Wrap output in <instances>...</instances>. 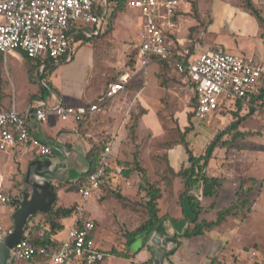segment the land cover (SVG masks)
<instances>
[{
    "label": "rangeland",
    "instance_id": "1",
    "mask_svg": "<svg viewBox=\"0 0 264 264\" xmlns=\"http://www.w3.org/2000/svg\"><path fill=\"white\" fill-rule=\"evenodd\" d=\"M97 10L98 12L102 10L101 12L105 17L111 8L109 4L99 1ZM129 12L134 19H137L135 11L128 10ZM119 14L116 19L118 25L117 33L113 35L112 33H105L106 26L101 35L92 33L89 36L87 33H80L73 40V49L68 54L67 61L54 62L48 60L44 64L47 68L46 73L42 71L40 64L33 62L32 59L18 56L17 58L10 55L7 58L3 57L0 59L1 107L16 101L17 110H22L26 102L35 97L32 93L42 89L43 82L52 84L49 80L51 74L58 75V79H62L72 89L73 83H83L84 81H89L91 84L95 83L98 76L102 73L101 59L104 55L110 59L109 71L128 68L132 63V59L138 63V55L132 46L133 41L137 40V37H135L136 33H133L136 28L130 27L126 23V12L123 14L120 11ZM261 15L264 16V13H261ZM93 26V24H90L89 30L93 29ZM175 32L186 39L183 47L190 49L194 44L196 52L209 47L212 48L218 44H224L226 48L232 46L235 50L234 52L226 49L228 52L253 58L255 48L263 47L264 49V43H262V39L264 40V21L252 14L244 6H241L240 0H213L209 6L205 5L204 0L200 6L197 4L192 5L189 0H180L178 27ZM121 43H123L121 50H116L115 46ZM159 66L158 61H152L147 68L152 91L151 96H155L154 98H156L158 93L162 95L166 91L156 85V72ZM116 73L109 76L106 83L116 81L118 79ZM39 94H41V91ZM176 97V100L171 95L165 97V102L163 101V104L157 110L161 121L167 126L166 138L162 140L153 139L152 132L145 129L141 135H138L140 143L128 149L129 151L127 152L130 156L134 153L141 159V165L146 168L151 181H157L159 179L157 169L159 168L160 170L165 167L163 162L160 163L156 159V156L164 154L166 146L173 144L179 139L176 127L177 120L174 117L175 112L191 111L189 94L186 96L182 95L181 98H179L180 96ZM64 102L68 103L66 99ZM48 104L50 107L55 105L54 101L50 99H48ZM253 109V113H249V107H245L240 112V115H246L240 128L241 130H259L262 134L256 133V136H253V133L245 130L240 135L234 136L233 131L226 130L223 138V141H225L224 145L222 146V143L219 144L220 147L216 148L213 157L206 166L207 175L220 178L222 187L217 196L204 194L199 196L198 199L203 209L199 219L215 220L217 212L232 204L236 190L241 184L245 183L243 190L248 188L255 189L252 193L254 210L251 211L252 213L248 216V220L242 221L240 218H235L233 223L221 222L210 228L206 236L182 237V246L177 252L170 254L175 264H211L213 258L218 255L228 264L235 261L240 246L244 244L250 245L256 238L264 245V114L260 107ZM229 110L223 109L212 112L203 119L195 118L196 133H200V137L203 140L212 138L211 136L217 127H227L225 125L237 118ZM54 118L59 126L70 125L75 122L73 118L62 120L58 115H55ZM33 119L35 118L31 117L30 122L35 131L36 127ZM129 126L130 124L127 127L128 130ZM219 131L221 129L215 132ZM39 137L41 141L48 139V137L43 135H39ZM33 147L32 145L31 151L34 150ZM77 148L76 152H80L79 159L77 160L74 154L71 160L72 167L63 180L64 182H76L87 170V152L83 147ZM55 158L59 159L58 164L60 167L66 164L67 160L63 153L55 151ZM4 163L5 160L0 159V172L8 173L11 168L17 169L12 178L8 175L5 177V188L13 197H16L20 194V188L25 184L23 180L25 169L24 167L20 168L22 162H20L18 157L8 158L5 165ZM122 165H124V169L127 168L124 163ZM133 173L138 178L136 184L139 186V192L144 191L140 189L141 174L137 171ZM53 183L58 184L55 180H53ZM106 185L101 187L106 193L104 197L106 199L100 200L99 189H97L87 201L86 210L91 218L97 219L99 224V233L97 232L95 237L98 248L113 254L111 246L119 249L120 244L127 239L131 232L132 226L147 218L146 199L144 200V197L139 196L140 198L132 202L122 196L118 187ZM159 186L168 191V186L164 183H160ZM182 187L180 178L177 177L174 188L179 191ZM241 189L242 186L239 190ZM58 195L60 203L65 206L72 205L80 198L76 190H60ZM14 211L0 206V223L4 227L12 225ZM241 214L242 216L245 215L244 213ZM74 217L75 215L72 214L63 218V229L58 232V238H63L68 234ZM33 221L40 222L43 225L36 231L37 233H42L44 227L47 226L43 214H36ZM243 248L245 250V247ZM224 250H226V254L223 253ZM139 258L140 256L138 255L137 259ZM17 263L29 264L27 261H19ZM100 264L133 263L128 258L114 254Z\"/></svg>",
    "mask_w": 264,
    "mask_h": 264
},
{
    "label": "built area",
    "instance_id": "2",
    "mask_svg": "<svg viewBox=\"0 0 264 264\" xmlns=\"http://www.w3.org/2000/svg\"><path fill=\"white\" fill-rule=\"evenodd\" d=\"M99 1L106 3V0H0V52L4 55L23 52L43 68L48 60L58 62L67 58L76 36L80 33L92 35L87 30L90 24L96 26L97 32L103 29L105 17L97 10ZM127 6L137 9L142 17L137 40L133 44L140 65L147 67L154 60L173 62L177 72L185 75L195 94L196 107L193 110L197 118L203 119L207 114L223 109L235 110L238 101L243 102L244 107L259 108L261 99L253 101V97L264 90V62L222 48L188 57V51L180 52L177 47L180 40L173 38L178 27L180 0H127ZM128 79V75H123L119 81L109 84L97 102L71 104L53 95V107L38 99L25 111L17 110L15 106L0 111V152L18 142H29L38 153L53 155L52 147L36 136L31 117L45 122L55 114L62 120L73 118L83 121L88 115L100 111L106 100L118 95ZM112 155V144L105 143L96 168L79 188L80 202L76 205L75 221L67 236L57 246L35 245L23 238L14 247L13 261L100 264L111 256L96 244V221L88 215L86 203L113 174H121L122 169L113 166ZM11 201L12 195L0 179V206L14 211L16 206ZM12 229V225L4 227L0 223V237Z\"/></svg>",
    "mask_w": 264,
    "mask_h": 264
},
{
    "label": "crops",
    "instance_id": "3",
    "mask_svg": "<svg viewBox=\"0 0 264 264\" xmlns=\"http://www.w3.org/2000/svg\"><path fill=\"white\" fill-rule=\"evenodd\" d=\"M189 1L192 3V5L197 4L200 6L203 3V0H189ZM240 1H241V6H243V1L242 0H240ZM253 1H254L255 5L260 9L261 13H264V0H253ZM204 2H205V5L209 6L213 2V0H204ZM128 10L135 11L137 13V19H134L133 16L130 15V12L128 13ZM124 11L126 12V14H125L126 23L130 27L136 28L133 30V33H136L135 37H137V32L140 29L141 24H142L141 14L137 9H133V8L128 7V6L126 7L125 10L122 11L123 14L125 13ZM119 15L120 14L118 13L116 18L114 19L112 30H110L108 32V33H112V35L114 33H117V31H118L117 30L118 25L116 23V19L119 17ZM178 18H179V15H178ZM87 30L90 33H100L97 35H101V33L104 32V26L100 32H97L95 25L93 26V29H90V30H89V26H88ZM173 34H174L173 38L175 40L176 39L180 40V44L177 46L178 50L180 52L188 51L193 56H197L201 53H204L207 51H212V50H215L218 48H222L225 51H227L226 49H228L229 51L235 52V50L232 46L226 48L224 46V44H218L217 46H214L212 48L209 47L205 50H199L198 52H196L194 44H193V47H191L190 49H187V48L183 47L186 39L184 37L179 36V34L176 33L175 31ZM134 42H135V40L133 41V44H134ZM262 43H264L263 39H262ZM122 45H123V43L117 44L115 46L116 50L120 51L122 48ZM133 48H134V46H133ZM239 51H243V50H239ZM9 55L15 56V57L18 56V57L25 58L23 56L22 52L8 53V54L4 55V57L7 58ZM67 59L68 58L64 57L58 62H66ZM253 59H256L258 61H264V49H263V47L255 48V50L253 52ZM154 61H156V60H154ZM33 62L40 64L34 60H33ZM109 64H110V59L107 58L106 55H104L101 59L102 73L98 76L95 83L91 84V82H89V81H84L83 83H80V82L79 83H73L72 84L73 89H72V87H70V85H67V83H64L62 81V79H58V75L51 74L49 80L52 84L50 85L48 83L43 82V86H42V88L44 87L48 91V94L46 95V97H43L42 89H39L37 92H33L32 94H34L35 97L30 99L31 102L27 101L24 108L20 111L27 110L30 107V105H32V103L37 99H42L46 102H48V99L55 101L53 95H55L56 98H58V99H62L63 101L66 99V101L68 103H71V104L72 103L73 104L74 103H76V104H88L89 102H97V100L106 93L109 84L119 81L123 75H128L129 79H128V82L125 84L124 89L118 95L106 100V102L103 104L100 111H97L93 114L88 115L83 121H79V122L75 121L76 123L74 122V124L63 125V126H59L56 123V120L54 118L55 114H51L45 122H38L36 119H33L35 122V127H36V130L34 132L39 139H41L39 137V135H43V136L48 137V139H45L44 142L51 143L54 146L57 145V147L64 146L66 149H68L72 152V155H71L72 157L75 154L77 160L79 159V156H80V152H76V149H78L77 147H83L86 150V152H88V150L94 144L102 143L104 145L105 143L110 142L112 144L113 166H114V168H121L122 172H121V174H117V173L113 174L109 178L106 186L109 185L111 187H115V186L118 187V189L121 190L120 192H121L122 196L127 198L128 200H130L132 202H135V200L140 198L139 196L144 197V200H145L146 199L145 198L146 192H144V191L139 192V186H138V184H136L138 182L137 176L134 173H131L129 176H126L124 174V165L119 164L118 159H117L118 154H119V150H120V148H122V146H123V148H124V146H126L125 148L130 149L133 146H135L136 144H139L140 139H138V135L139 134L141 135L145 129L152 132L153 139L158 138V140H162V139L166 138L167 126L160 119V116H159L158 111H157L159 106L163 104L164 98L167 97L168 95H171L172 98H174V100H176V98H177L176 96H180L179 98H181L182 95L186 96L189 94L191 97L192 91H191V89L189 90L187 88V86H182L181 83H177V82H173L172 85L169 87H165V86L160 85L159 74H160L161 67L159 66V69L156 72V75H157L156 85L164 88L166 91L162 95H159V93H158L156 95V98H154L155 96L154 97L151 96L152 91L150 89V80H149L148 75H147L148 74L147 73L148 66L142 67L140 65L139 59H138V63L133 61L129 65L128 68L118 69L117 71L113 69V70H110L111 71L110 72L109 71ZM40 67H41L42 71L44 73H46V71H47L46 65L43 68L42 65L40 64ZM120 70H123V71H120ZM115 72H117L116 75H118V79L116 81H111L109 83H106L109 76H111L112 74H115ZM155 90H157V89H155ZM40 91H41V94H39ZM15 103H16V101L13 103L12 107L15 106L17 108ZM259 107L261 108V110L263 111V114H264V98L261 99V104ZM190 110H191V107H190ZM242 110H241V112H242ZM141 111H142V114L140 115L138 127L136 129V140H135V143H133L132 141L129 140V137H128L129 131H128L127 127H128L129 122L131 120V114L132 113H139ZM188 113H189V111L188 112L187 111H176L174 114V117L177 120L176 127H177L178 135H179L178 128L180 129V131H184V129L189 125ZM240 114L241 113H239V115ZM240 116H242V115H240ZM245 116L246 115H244L243 117H245ZM194 121H195V118L193 119V122ZM263 121H264V116H263ZM228 122H229V120H228ZM194 125H195V122H194ZM241 125H242V122L239 124L238 130L240 132H245V130H247V129L241 130V128H240ZM225 126H227V125H225ZM225 128L226 127L219 126V127H217V129L215 131H218L219 129H221V131H222ZM215 131L211 136L212 138L217 133ZM247 131L253 133V136H256V133L262 134V132L259 130L256 131V130L248 129ZM196 132H197V130L195 128V130L192 131L188 135L189 139L195 140L194 134ZM212 138H209L207 140H203V138H201L199 135V137L196 138L195 150L198 153L202 152L205 149V146L207 145L209 140H211ZM223 138H224V136H223ZM223 140L224 139H222V141L220 142V143H222V146L224 145ZM32 145L33 144H31L29 142H18L15 146L9 148L8 150H6L4 152H1L0 153V159L5 160V163H4V165H5L8 158L18 157L20 162H22L20 164V168L24 167V169H25V171H24V175H25V172H26L29 164L32 161H34L36 159H42V158H55V151L53 152V155H51V156L42 155V154L38 153V151L35 147H33L34 150L31 151ZM217 147H220V146L218 145ZM216 148H215V150H216ZM240 149H242V148H240ZM56 152H57V150H56ZM58 152H60V151L58 150ZM164 154H166L168 156L169 163L175 169V171H178L182 166H186L188 164V155L186 152V148L184 147V145H182L181 143H179L177 141L171 145L166 146V148L164 149ZM213 154H214V152H213ZM86 157H87V155H86ZM87 164H88V162H87ZM14 167H15V165H14ZM16 170H17L16 168L15 169L11 168L10 172H8V173L0 172V179L2 180L4 187H5V177L8 175V176H10V178H12V176L14 175ZM205 172H206V168H205ZM206 174H207V172H206ZM24 175H23V180L25 181ZM207 176H209V175H207ZM209 177H215V176H209ZM176 178L174 179V184H175ZM215 178H218V177H215ZM218 180L221 183V187H222V182H221L220 178H218ZM58 181L64 182L63 180H58ZM180 181H181V178H180ZM65 183H68V182L66 181ZM52 184H53V181H52ZM174 184H173L172 189L169 187L167 188L168 191H165L164 188L162 189V197L159 200V208H160L159 215L162 216V218L155 224V228L157 231L162 232V233H166L169 235H174V236L180 235L178 238L181 241V244L175 250V252H177L178 249L182 246V242H183L182 237H184V236H181V234L185 231V229L191 223H190L188 218H185L182 207L178 203L179 194H180L181 190L183 189V187L179 191H176V189L174 188ZM243 185H245V183L241 184L240 187ZM23 186H27L30 188V186L26 183V181H25V184H23ZM182 186H183V184H182ZM221 187L217 190V193L214 194L213 196L218 195V192L221 189ZM239 188L236 190L235 199L237 198V191L239 190ZM60 190L69 191V190H67V188L65 186L60 187L57 190V192H56V196H57L56 197L57 198L56 206L57 207L67 208V207H71V206H76L80 202V198H79V200L75 201L70 206H65V205L61 204L60 203V197L58 195V192ZM254 190L255 189H252L248 194V198L250 200V205L244 207L243 209H241L237 213H233V214L228 215L222 222L233 223V220L235 218H240L242 221L248 220V216L252 213L251 211L254 210V206H253L254 205V202H253L254 199L252 198V193L254 192ZM98 192H99L100 200H105L106 198H104V197H105L106 193H105L104 189L99 188ZM189 192L195 194L197 197L204 195L202 184H199L198 186L192 188ZM78 194H79V190H78ZM20 195H21V189H20V194L16 197H19ZM79 197H80V195H79ZM235 199L233 200V202L235 201ZM3 208L9 209V207H3ZM200 211L201 212L203 211L201 205H200ZM201 212L199 215L200 217L202 214ZM241 213H244L245 215L242 216ZM237 216H239V217H237ZM202 219H205V218H202ZM202 219H199V220H202ZM214 219H216V218H214ZM94 220L97 222V228H96V231L94 232V238H95L97 232L99 231V224H98L97 219H94ZM58 221L61 224H63V218H59ZM74 221H75V217H74L73 222L71 223L70 227H72ZM141 223L142 222H140L137 225H133L131 231L138 228L141 225ZM207 233H208V230L204 234L198 235V236H206ZM57 234L55 235V238L58 241L63 240L67 236L66 235L63 238H58ZM198 236H194V237H198ZM145 242H146V240H144L141 237V234L138 236H135V237H130V238L127 237V239L124 240V242L122 244H120V248L118 250H123L127 245L129 253H131V255H130V257H128V259L133 264H148V261L150 260V258H152V261H153V250L151 247L147 246L145 244ZM243 247H245V250ZM114 249H115V246H111L112 253H113ZM223 253L226 254L227 253L226 250H224ZM237 254L238 255H237L235 261L234 262L232 261L230 263H234V264H264V245L257 238L250 245L244 244V245L240 246ZM113 255L114 254H111L110 258ZM138 255L140 256L139 259H137ZM123 258H126V257H123ZM152 261L150 264H153ZM213 261H214V264H218L220 262L226 263V261L223 260L222 257L219 255L215 256V258H213ZM166 263L167 264H175L174 261L171 259V255H169L166 258Z\"/></svg>",
    "mask_w": 264,
    "mask_h": 264
},
{
    "label": "trees",
    "instance_id": "4",
    "mask_svg": "<svg viewBox=\"0 0 264 264\" xmlns=\"http://www.w3.org/2000/svg\"><path fill=\"white\" fill-rule=\"evenodd\" d=\"M107 1L109 3L111 10L104 18V24H105L104 27L105 26L107 27L105 31L106 33L112 30L113 22L117 14L120 11H123V9L127 7V0H107ZM242 1H243V6L247 10H249L252 14L258 16L261 20L264 21L260 9L255 5L253 0H242ZM101 11L102 10H100L99 12L100 14L102 13ZM190 54L191 53H189L187 57ZM23 56L26 59H31L25 53H23ZM3 57L4 54L0 52V59H2ZM133 61L134 59H132V62ZM159 63L161 67L159 74L160 85L169 87L172 85L173 82H177V83H181L182 86H187L189 90L191 89L189 81L187 80L184 74L177 72L173 62L162 60L159 61ZM47 94L48 91L43 87L42 88L43 97H46ZM262 98H264V90L261 91L258 95L254 96L253 101ZM189 103L191 107V111L188 113L189 125L184 129V131H180V129L178 128L179 139L177 141L182 145H184V147L186 148V152L188 155V164L186 166H182L178 171H175V169L170 165L168 156L166 154H162L160 156L157 155L156 159L160 163L163 162L165 167L160 170L158 168L157 170H158L159 179H157V181H151L146 168L141 165L142 161L140 158H138L134 153H132V156H130L129 153H127L129 150L125 148L126 146H124V148L122 146V148H120L119 150V154L117 158L118 162L119 164L124 163L127 167L124 169V174L126 176H129L133 172L136 171L139 172L141 174L140 189H143L146 192L145 207L147 210V218L142 221L141 225L138 228H136L135 230L129 233L128 238L138 236L150 230L162 218V216L159 215L160 212L159 200L162 197V188L159 185L160 183H164L166 186L172 189L174 184V179L176 177H180L181 182L183 184V189L179 194L178 203L182 207L185 218L188 217L191 223L181 234V236L192 237V236L202 235L207 230L212 228L214 225L220 224L228 215L237 213L244 207L250 205L248 194L252 189L248 188L243 190L244 187L242 186V189L237 191V198L235 199V201L230 206L219 210L215 220H206V219L199 220L200 217L199 215L201 212L199 199L195 194L189 191L192 188L198 186L199 184H202L204 194L214 195L217 193V190L221 187V183L219 182L218 178L207 176L205 172V168L207 166L208 161L212 158L215 148L222 141L223 136L226 133V130L234 131V136L236 135L238 136L241 134V132L238 130V126L245 117L240 116L239 113L243 109L244 104L243 102L238 101L236 103L237 109L229 110L237 118L233 120L231 123H229L224 130L217 132L215 136L211 140H209V142L205 146V149L202 152L198 153L195 150V146H196V138H198L200 134L199 133L194 134L195 140L189 139L188 137V135L196 128L193 122V119L197 118L193 110L196 107V97L193 92L191 93ZM12 105L13 103L10 105H6L5 107H1L0 105V111L9 110L12 108ZM253 111L254 109L250 108L249 113ZM141 114L142 111L139 113L131 114L128 137L129 140L132 142H135L136 140L135 129H137L138 127L139 118ZM224 142L225 141H223V143ZM102 148H103L102 143L94 144L87 152V159H88L87 170L74 183H65L56 180L58 184L53 183V187L55 191L57 192V190L63 186H65L67 190L78 191L81 184L86 181L88 175L96 168L99 161V154ZM56 203H57V198L55 202L52 204L50 211L48 213H41L43 214L47 222V226H45L43 229L44 231L42 233L36 232L37 229L43 225L40 222L33 221L36 216L35 215L32 218H30V220L26 224V228L24 230V238L29 239L35 245L51 244L57 246L59 244V241L55 238V235L63 229V225L58 221V219L72 215L75 211L76 206H71L67 208L57 207ZM96 228H97V222H96ZM179 236L178 235L174 236L175 239L177 240V247L180 246L181 244V241L178 238ZM113 254L126 258L130 257L131 255V253H129L127 245L123 250L114 249ZM151 261L152 258H150L148 264H150ZM28 263L32 264V262H28ZM11 264H18V263L13 261ZM212 264H214V261H212Z\"/></svg>",
    "mask_w": 264,
    "mask_h": 264
},
{
    "label": "water",
    "instance_id": "5",
    "mask_svg": "<svg viewBox=\"0 0 264 264\" xmlns=\"http://www.w3.org/2000/svg\"><path fill=\"white\" fill-rule=\"evenodd\" d=\"M106 4L108 2L106 0ZM38 100V99H37ZM31 108V105L29 109ZM49 144L53 151H60L66 158V164L59 166L57 158H42L32 161L24 175L26 183L30 186L21 187V195L13 197L11 203L16 206L12 215L13 229L10 233L0 237V264L13 262V250L17 243L24 238L27 222L38 213H48L56 200V191L53 180H64L69 172L72 152L64 146L57 147ZM146 240L145 244L153 250V264H167L166 258L177 249V240L156 230L155 226L141 234Z\"/></svg>",
    "mask_w": 264,
    "mask_h": 264
}]
</instances>
